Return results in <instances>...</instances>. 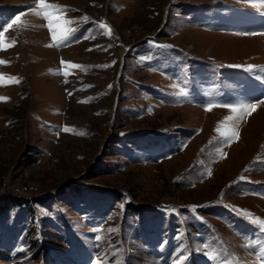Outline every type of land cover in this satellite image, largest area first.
<instances>
[{
  "label": "rangeland",
  "instance_id": "1",
  "mask_svg": "<svg viewBox=\"0 0 264 264\" xmlns=\"http://www.w3.org/2000/svg\"><path fill=\"white\" fill-rule=\"evenodd\" d=\"M46 2L60 47L0 0V264H264V0Z\"/></svg>",
  "mask_w": 264,
  "mask_h": 264
},
{
  "label": "snow or ice",
  "instance_id": "2",
  "mask_svg": "<svg viewBox=\"0 0 264 264\" xmlns=\"http://www.w3.org/2000/svg\"><path fill=\"white\" fill-rule=\"evenodd\" d=\"M264 7V3L261 4ZM32 12L35 16L42 18L47 23L45 27L48 29L52 43L46 45L47 47H60L66 44L72 37L73 33L76 29L70 27L75 21L65 19V13L68 11L66 7H63L58 4H52L46 2V0H35V3L31 6ZM21 17L17 16L14 20L10 23L2 27L0 30V50H6L7 48L15 46V41L11 43H6L4 39V34L18 21H20ZM87 21V17L84 18ZM101 29H106L107 34L111 35V27L107 23H100L98 25ZM7 63L6 61L0 60V64ZM61 65L66 69H77L83 68L82 65L73 64L71 62H65L63 59L61 60ZM239 67V66H237ZM251 69L252 66H248ZM63 75L67 76L69 74L68 71H64ZM18 78L15 77H7L5 78L3 74H0V84L6 83H18ZM111 87V86H110ZM7 97H0V100H7ZM81 102H88V101H81ZM258 103H264V101H259ZM214 106L226 107L231 110L233 113L232 116L225 117L223 122V128L218 126L216 131L219 133L220 138L223 140L225 144H230L232 141L237 140L239 138V131L238 125L240 120L244 118L246 115H250L252 112L257 110L258 104L257 103H242L238 105H208L206 110H211ZM230 125V126H229ZM71 129L65 127L63 131L68 132ZM83 134V133H80ZM211 174L209 170V175ZM246 214V213H245ZM253 222H255L262 231H264V220L259 218H253ZM97 240H100L101 237L97 236ZM259 258L264 261V252L259 254ZM97 264H100L98 261Z\"/></svg>",
  "mask_w": 264,
  "mask_h": 264
},
{
  "label": "trees",
  "instance_id": "3",
  "mask_svg": "<svg viewBox=\"0 0 264 264\" xmlns=\"http://www.w3.org/2000/svg\"><path fill=\"white\" fill-rule=\"evenodd\" d=\"M3 206H4V204L2 203V204L0 205V208H3Z\"/></svg>",
  "mask_w": 264,
  "mask_h": 264
}]
</instances>
